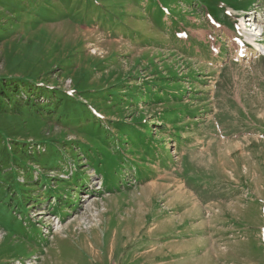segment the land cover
<instances>
[{"label":"rangeland","instance_id":"1","mask_svg":"<svg viewBox=\"0 0 264 264\" xmlns=\"http://www.w3.org/2000/svg\"><path fill=\"white\" fill-rule=\"evenodd\" d=\"M191 2L0 0V264H264V0Z\"/></svg>","mask_w":264,"mask_h":264},{"label":"trees","instance_id":"2","mask_svg":"<svg viewBox=\"0 0 264 264\" xmlns=\"http://www.w3.org/2000/svg\"><path fill=\"white\" fill-rule=\"evenodd\" d=\"M192 0H190L191 2ZM192 3V2H191ZM189 3V4H191ZM15 86L19 87V84L18 82H16V84L14 86L11 85L10 81H6V79H3V78H0V101L2 100H8V101H11L17 94H18V88H16ZM30 88V86H29ZM50 90V89H49ZM52 91V90H51ZM52 93H54L52 91ZM54 99H58V98H54ZM29 105V104H27ZM8 151H9V155L10 156H6L7 159L9 158V160L12 162L14 160V158L11 156V153H10V150L9 148H7ZM5 150L4 146L2 148V152ZM3 154V153H2ZM0 154V159L2 157H4V155ZM160 158V157H159ZM17 194H19L18 191H16Z\"/></svg>","mask_w":264,"mask_h":264},{"label":"bare ground","instance_id":"3","mask_svg":"<svg viewBox=\"0 0 264 264\" xmlns=\"http://www.w3.org/2000/svg\"><path fill=\"white\" fill-rule=\"evenodd\" d=\"M241 27H242V29L245 27V23L241 20ZM254 35H252V34H246V39L249 41V42H251L254 46H255V43H253V41H254ZM256 50V49H255ZM257 51V50H256ZM237 57L238 58H241V57H249V54H248V52L247 51H243V52H240V53H238V55H237ZM214 217V216H213ZM65 232H67V229L65 230ZM70 233H71V231H70V228H68V232H67V234L68 235H70ZM213 245H215V244H213ZM212 246V245H211ZM211 251H213V250H211ZM210 253V252H209ZM216 254V253H215ZM206 257V256H205ZM213 258V257H212ZM203 259V258H202ZM206 260V259H205ZM210 264V263H209Z\"/></svg>","mask_w":264,"mask_h":264}]
</instances>
